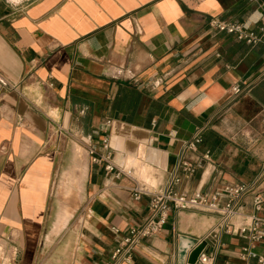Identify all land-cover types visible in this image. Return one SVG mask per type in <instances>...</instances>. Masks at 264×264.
I'll return each mask as SVG.
<instances>
[{"label": "crops", "instance_id": "1", "mask_svg": "<svg viewBox=\"0 0 264 264\" xmlns=\"http://www.w3.org/2000/svg\"><path fill=\"white\" fill-rule=\"evenodd\" d=\"M212 18L239 23L261 39L238 40L212 28ZM263 79L260 0H0V242L12 264L32 263L36 228L51 204L63 159V149L47 138L51 125L79 133L84 148L99 153L108 135L111 162L121 170L91 162L85 148L70 264L110 261L130 227L148 215L149 196L134 199L132 188H162L183 143L199 128L202 143L184 153L197 170L181 175L175 191L211 194L259 178L264 197ZM224 115L225 125L238 123L225 126L230 135L218 128ZM233 129L247 138L245 146ZM152 165L159 172L151 173ZM242 204L252 212L249 194ZM258 215L264 217V204ZM218 220L201 209L171 208L161 229L141 238L122 264H188L203 240L213 264H258L239 252L250 246L264 257V237L249 244L246 233L222 229L206 237ZM60 221L56 215L52 229Z\"/></svg>", "mask_w": 264, "mask_h": 264}, {"label": "built area", "instance_id": "2", "mask_svg": "<svg viewBox=\"0 0 264 264\" xmlns=\"http://www.w3.org/2000/svg\"><path fill=\"white\" fill-rule=\"evenodd\" d=\"M209 25L217 31L234 35L238 40L249 44L260 41V35L252 31H246L241 24L231 21H223L217 18L209 20ZM261 30H263L261 28ZM161 79H157L159 84ZM234 94L240 92L238 85L232 87ZM202 128L196 130L191 139L185 141L181 147L178 158L168 171V176L163 187L154 191H149L145 186H134L133 197L139 199L141 195H148V215L145 220L138 225H133L129 229V234L125 236L118 246L111 253L110 261L104 264H122L128 259L141 238L151 235L161 229L168 212L171 208L178 209H201L203 211L216 213L219 216L218 223L212 227L206 237L216 233L217 230H224L226 233H246L249 244H252L264 237V217L259 216L262 211L264 197L259 190V178L247 182H234L223 184L217 191L205 194L196 191L193 195L178 194L175 187L180 182L181 175H193L197 170V164L184 156L187 150H196V143L200 141ZM103 153H99L95 147L87 145L86 151L91 158V162H105V170L121 172L113 162H111V150L109 136L101 138ZM208 158V153H204ZM251 196V213L243 211L242 199L246 195ZM222 199V201H221ZM238 220L237 222L234 220ZM242 260L255 258L258 264H264V257L257 255L250 246L242 247L239 252ZM214 254L201 250L197 256L195 264H213Z\"/></svg>", "mask_w": 264, "mask_h": 264}, {"label": "rangeland", "instance_id": "3", "mask_svg": "<svg viewBox=\"0 0 264 264\" xmlns=\"http://www.w3.org/2000/svg\"><path fill=\"white\" fill-rule=\"evenodd\" d=\"M225 117L224 115L222 118L223 121L219 124L220 127L218 126V128L221 129L224 135H230L229 132H225V126L237 127L238 123L232 124L230 122L228 125H225ZM222 124L223 128H221ZM232 132L239 135L240 140H237V142L245 146L244 140L247 141V138L241 135L240 130L233 129L231 130V133ZM47 138L56 145L59 144V149H63V159L61 164H59L58 170H56V176L52 179L49 198L51 204L46 211L44 225L36 228V230H38L33 243L34 247H32L30 251V259L32 262L31 264H70L74 236H76L78 230L80 214L83 207L80 173L86 165V152L81 140V135L75 131L61 129L57 125H51L47 131ZM156 160L158 164L156 162L154 163L157 164V166L161 165L157 157L153 159L151 157L150 162L152 163ZM151 167V173L155 170H157V172L160 170L159 168L155 169L157 167L154 165ZM119 168L125 170V172L129 171L124 168V166H120ZM133 171L134 170L131 171V175L134 174L139 180L138 176ZM71 179H73L72 182H70ZM139 182L142 183L144 181L139 180ZM67 212L70 216L66 222L64 213L67 214ZM56 215L59 217V220L61 219L60 223L62 225H64V222H66V224L64 226L58 225L54 230L52 229V223ZM12 238H15V236ZM3 244V242H0V264H12L7 248L5 249V244L4 246ZM10 244L13 245L14 243ZM16 259H19V257H16Z\"/></svg>", "mask_w": 264, "mask_h": 264}, {"label": "water", "instance_id": "4", "mask_svg": "<svg viewBox=\"0 0 264 264\" xmlns=\"http://www.w3.org/2000/svg\"><path fill=\"white\" fill-rule=\"evenodd\" d=\"M264 4V0H260ZM206 245V242L200 241L189 253L188 258H187V263L188 264H195L197 256L201 250L204 249Z\"/></svg>", "mask_w": 264, "mask_h": 264}, {"label": "trees", "instance_id": "5", "mask_svg": "<svg viewBox=\"0 0 264 264\" xmlns=\"http://www.w3.org/2000/svg\"><path fill=\"white\" fill-rule=\"evenodd\" d=\"M263 85H264V79L261 81V87H263ZM122 91L126 92V93H129V91H127V90H122ZM132 97H133V100L140 101V92L136 91V93L134 94L133 91H132ZM261 99L264 101V93H261ZM157 109L158 108L156 107L154 112H153L154 114H156L155 112L157 111ZM203 133H204V130H202L200 132V141L198 143H196L197 149H198L199 144L202 143V141H203V137H204Z\"/></svg>", "mask_w": 264, "mask_h": 264}, {"label": "bare ground", "instance_id": "6", "mask_svg": "<svg viewBox=\"0 0 264 264\" xmlns=\"http://www.w3.org/2000/svg\"><path fill=\"white\" fill-rule=\"evenodd\" d=\"M141 144V143H140ZM144 148V147H143ZM139 150V153L141 152V150H142V148L140 149H138ZM138 153V152H137ZM139 155V154H138ZM143 156V155H142ZM145 157H146V155H144ZM137 160V159H136ZM140 162V161H139ZM136 163V162H135ZM138 167V166H137Z\"/></svg>", "mask_w": 264, "mask_h": 264}]
</instances>
